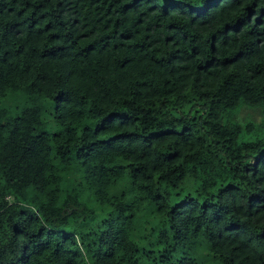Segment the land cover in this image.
Returning a JSON list of instances; mask_svg holds the SVG:
<instances>
[{
    "label": "trees",
    "instance_id": "obj_1",
    "mask_svg": "<svg viewBox=\"0 0 264 264\" xmlns=\"http://www.w3.org/2000/svg\"><path fill=\"white\" fill-rule=\"evenodd\" d=\"M213 261L264 264V0H0V264Z\"/></svg>",
    "mask_w": 264,
    "mask_h": 264
},
{
    "label": "rangeland",
    "instance_id": "obj_2",
    "mask_svg": "<svg viewBox=\"0 0 264 264\" xmlns=\"http://www.w3.org/2000/svg\"><path fill=\"white\" fill-rule=\"evenodd\" d=\"M243 111H244V110H243ZM244 113H245V112H244ZM244 113H243V114H244ZM207 264H216V263H215V261H213L212 263L207 262Z\"/></svg>",
    "mask_w": 264,
    "mask_h": 264
}]
</instances>
